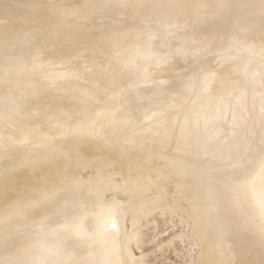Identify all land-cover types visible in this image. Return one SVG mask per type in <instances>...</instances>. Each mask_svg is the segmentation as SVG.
<instances>
[{"label": "bare ground", "instance_id": "1", "mask_svg": "<svg viewBox=\"0 0 264 264\" xmlns=\"http://www.w3.org/2000/svg\"><path fill=\"white\" fill-rule=\"evenodd\" d=\"M149 172L201 207L197 264H264V0H0V264H124Z\"/></svg>", "mask_w": 264, "mask_h": 264}, {"label": "rangeland", "instance_id": "2", "mask_svg": "<svg viewBox=\"0 0 264 264\" xmlns=\"http://www.w3.org/2000/svg\"><path fill=\"white\" fill-rule=\"evenodd\" d=\"M173 110L175 109L173 108ZM173 110H171V108L169 109V111ZM176 122L173 123V126ZM223 122L225 121L223 120ZM142 139L143 143L148 144L151 140V136L144 135L142 136ZM153 156V162L156 165L163 163L162 158L154 154ZM73 168L69 170L70 175H72V178L74 179L72 185L77 187L78 191L82 192L81 197L98 195L101 201L112 200L118 202L119 207L120 205L121 207L127 206L126 188L121 190L117 189L119 185H122L120 184L122 182L121 174L113 173V170L111 169L108 172H103L97 168ZM109 168H111V166H109ZM112 168L116 167L112 166ZM135 170L141 173L143 168L142 166H138ZM136 171L130 173L131 178L137 176ZM148 174L149 176L151 174L150 177L152 178V181L145 186V189L142 190V194L151 200V204L143 206L137 214L128 211L121 219V224L123 222L121 227H126H122V232H125L126 230L124 229H127L125 234L129 233L128 237H130L128 240L127 235L124 236L125 234L121 233V236H124L125 238L127 237V240L124 238V241L122 237L121 241L128 244L127 253L125 251V253L123 252V256H125L123 257V262L124 260H127L125 262L127 264L131 255L132 258L129 262L132 260L136 261H134L133 264L199 263L201 260L202 246L206 239L198 229V221H200V216L202 214V211H200L201 207L198 206L194 209L191 205V201L176 191L174 177L178 174L175 172H173L172 180L168 182H164L163 180V182H157L156 180H153V177H156L155 173L149 172ZM89 183L92 185H88ZM115 185L116 188L114 187ZM88 186L90 187L88 188ZM69 197L70 194L68 192L65 199H68ZM133 219L138 222L135 223V220ZM36 226L35 223L32 227L37 229ZM26 228H28V226ZM26 228L25 231L27 230ZM30 229H28V231ZM32 229L34 230V228ZM22 230L23 228L21 231ZM24 232H22V234ZM134 237L135 239L132 240ZM224 240L226 241L225 238ZM228 240L229 243H231V239L228 238L227 241ZM229 243H227L228 246H231L232 243L231 245ZM126 254H129V257L128 255L126 257ZM130 264H132V262Z\"/></svg>", "mask_w": 264, "mask_h": 264}]
</instances>
